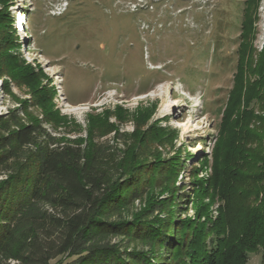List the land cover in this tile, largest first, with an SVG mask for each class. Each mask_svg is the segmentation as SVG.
I'll return each instance as SVG.
<instances>
[{
    "label": "trees",
    "instance_id": "16d2710c",
    "mask_svg": "<svg viewBox=\"0 0 264 264\" xmlns=\"http://www.w3.org/2000/svg\"><path fill=\"white\" fill-rule=\"evenodd\" d=\"M6 1L0 78L48 102L33 104L43 109L41 118L27 102L0 115V264H249V254L264 249V48L256 54L250 46L262 0L245 1L238 68L211 173L200 177L193 167L190 192L182 188V195L183 164L159 150L165 130L146 126L153 108L134 115L133 133L111 140H100L113 128L102 121L100 134L86 139L55 134V91L41 70L13 53L20 45ZM191 199L195 213L184 216Z\"/></svg>",
    "mask_w": 264,
    "mask_h": 264
},
{
    "label": "rangeland",
    "instance_id": "374dc122",
    "mask_svg": "<svg viewBox=\"0 0 264 264\" xmlns=\"http://www.w3.org/2000/svg\"><path fill=\"white\" fill-rule=\"evenodd\" d=\"M245 1L10 0L5 9L20 45L13 53L41 70L43 84L55 91L53 109L61 118L55 134L86 139L100 134L102 121L113 128L100 140H111L117 132L133 133L134 115L153 108L146 126L165 130L167 144L159 150L184 165L177 181L182 195V188L190 192L193 167L200 177L211 173L238 68ZM260 5L250 42L256 54L264 48V0ZM0 87V113L27 102L45 115L33 104L48 101L28 86L6 77ZM183 206L184 216L194 215L192 199ZM218 207L210 206L213 216ZM249 264H264V249L250 253Z\"/></svg>",
    "mask_w": 264,
    "mask_h": 264
},
{
    "label": "bare ground",
    "instance_id": "6f19581e",
    "mask_svg": "<svg viewBox=\"0 0 264 264\" xmlns=\"http://www.w3.org/2000/svg\"><path fill=\"white\" fill-rule=\"evenodd\" d=\"M182 125H185V122H182L181 123ZM188 128L187 127H184V131L187 132Z\"/></svg>",
    "mask_w": 264,
    "mask_h": 264
},
{
    "label": "built area",
    "instance_id": "2783aa9c",
    "mask_svg": "<svg viewBox=\"0 0 264 264\" xmlns=\"http://www.w3.org/2000/svg\"><path fill=\"white\" fill-rule=\"evenodd\" d=\"M138 3V2H137ZM139 4V3H138ZM137 7V6H136ZM135 9H137V8H135ZM1 79V78H0ZM0 89H1V87H0ZM2 114V112L0 113V115ZM13 264H15V262H13Z\"/></svg>",
    "mask_w": 264,
    "mask_h": 264
}]
</instances>
